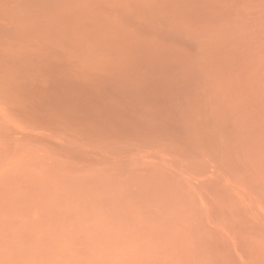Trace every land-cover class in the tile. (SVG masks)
I'll use <instances>...</instances> for the list:
<instances>
[{"label":"rangeland","instance_id":"1","mask_svg":"<svg viewBox=\"0 0 264 264\" xmlns=\"http://www.w3.org/2000/svg\"><path fill=\"white\" fill-rule=\"evenodd\" d=\"M21 1L0 264H264V0Z\"/></svg>","mask_w":264,"mask_h":264},{"label":"bare ground","instance_id":"2","mask_svg":"<svg viewBox=\"0 0 264 264\" xmlns=\"http://www.w3.org/2000/svg\"><path fill=\"white\" fill-rule=\"evenodd\" d=\"M22 1H23V0H22ZM22 1H21V2H22ZM25 1H26V0H25ZM35 1H37V0H35ZM35 1H34V0H33V2H32V0H31L30 2L28 1V2H29V3H28V6H29V7H30V5H31L30 3H34V4H32L31 9H32L33 5H35V7H36V8L33 7L32 11H34V9H35V12H37L36 9H38V8H39V9H38V11H39V10H40V6H41V7H42L41 10L44 12V11L46 10L45 8H46L47 6H49V5H46V4L49 2V1H47V0L45 1V2H47V3H45L43 0H41L42 3H43V2L45 3V4H43L44 6L42 5L41 2H35ZM38 1H40V0H38ZM50 1H51V0H50ZM59 1H60V3H61V2H62V3H61V4H60V3H57L56 5H58V4L63 5V4L65 3V4H64V7H61V9H62V8H66V7H67L66 9H68L69 6H70L73 2H78V1H79V3H76V5H77V8L80 10V9H81V8H80L81 6H82V8H83V6H85L84 3H85L87 0H86V1H85V0H82V2H80L81 0H75V1H72V3H71L70 0H66V1H65V0H59ZM68 1H70V3H68ZM84 1H85V2H84ZM100 1H101V2H100ZM105 1H106V4H104V3H105L104 1L102 2V0H99V2H100L101 4L103 3L104 6L101 5V4H100L99 2H97V1L95 2V0H91V3H92V2H95L94 4L97 3L96 5L99 7V8L97 7V8L99 9L98 11H100V9H101V11H102V10H103V7H104V10H105V8H108L107 6H109V7L111 6V7H112V4H113V3H117L115 0H114V2H111V1H113V0H110V3H109V0H108V5H107V0H105ZM122 1H123V0H122ZM130 1L132 2V0H130ZM130 1L127 0V2H125L126 5H128L127 3H131ZM141 1H142V0H141ZM146 1H147V0H146ZM161 1H163V0H161ZM164 1H165V0H164ZM164 1H163V2H164ZM54 2H55V1H53V3H49V4H50V5H51V4L53 5ZM57 2H58V0H57ZM89 2H90V0H89ZM119 2L121 3V1H119ZM119 2H118V3H119ZM123 2H124V1H123ZM158 2H160V0H158ZM163 2H161V3H163ZM23 3H24V1H23ZM38 3H39V4H38ZM67 3L70 4V5H68ZM111 3H112V4H111ZM125 3H122V8L126 6V5L124 6ZM154 3H155V2H154ZM29 4H30V5H29ZM40 4H41V5H40ZM66 4H67V6H65ZM78 4H80V5L78 6ZM87 4H88V3H87ZM87 4H86V6H87ZM92 4H93V3H92ZM98 4H99L100 6H102V8H100V6H99ZM110 4H111V5H110ZM134 4H135V3H134ZM144 4H145V3H144L143 1H142V2H140V1L138 2V1H137L135 6H136L137 8H139V7H140V8H148V9L151 8L150 5H148V4L144 5ZM165 4H166V2H165ZM25 5H26V8H27L28 6H27L26 3H25ZM45 5H46V7H45ZM56 5H55V6H56ZM74 5H75V3H73L72 6H74ZM76 5L74 6V9L76 8ZM153 5H154V4H152V6H153ZM158 5H160V3H159ZM37 6H39V7H37ZM86 6H85V7H86ZM105 6H106V7H105ZM119 6H120V4H119ZM29 7H28L27 9H29ZM51 7H53V6H51ZM56 7H57V6H56ZM111 7H110V8H111ZM113 7H114V4H113ZM113 7H112V8H113ZM117 7H118V4H117ZM158 7H160V6H158ZM48 8H49V9H48ZM48 8H47V9H48V12H49V11L51 12V9H52V8H51V9H50V7H48ZM97 8H96V9H97ZM118 8H120V7H118ZM127 8H129V9L131 10L132 6L129 5V7H125V8H123V9H127ZM140 8H139V9H140ZM153 8H154V7H153ZM156 8H157V7H156ZM31 9H30V10H31ZM43 9H45V10H43ZM54 9H55V7H54ZM72 9H73V8H72ZM72 9H71V10H72ZM86 9L89 10V6H88V8L86 7L85 9H84V8L81 9V12H82V11H86ZM91 9L93 10V8H91ZM91 9H90L89 11H92ZM134 9H135V8H134ZM162 9H164V8L162 7ZM52 10H53V9H52ZM63 10H64V9H62V10H60V11L62 12ZM68 10H69V9H68ZM68 10H66V11H68ZM79 10H78V11H79ZM88 10H87V11H88ZM94 10H95V8H94ZM109 10H110V9H109ZM113 10H115V7L113 8ZM142 10H143V9H142ZM145 10H146V9H145ZM58 11H59V10H58ZM69 11H70V10H69ZM76 11H77V9H76ZM78 11H77V12H78ZM95 11H96V10H95ZM63 12H65V11H63ZM70 12H71V14H72V11H70ZM73 12L75 13V11H73ZM106 12H107V11H106ZM53 13H54V12H53ZM74 13H73V14H74ZM91 13H92V12H91ZM98 13H99V12H98Z\"/></svg>","mask_w":264,"mask_h":264}]
</instances>
